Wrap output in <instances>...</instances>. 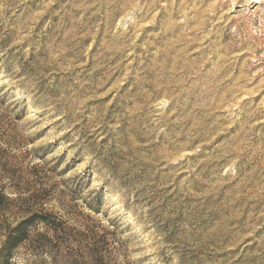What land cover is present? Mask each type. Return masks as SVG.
Returning <instances> with one entry per match:
<instances>
[{
    "label": "clouds",
    "instance_id": "clouds-1",
    "mask_svg": "<svg viewBox=\"0 0 264 264\" xmlns=\"http://www.w3.org/2000/svg\"><path fill=\"white\" fill-rule=\"evenodd\" d=\"M0 88V264H264V0H0Z\"/></svg>",
    "mask_w": 264,
    "mask_h": 264
},
{
    "label": "rangeland",
    "instance_id": "rangeland-1",
    "mask_svg": "<svg viewBox=\"0 0 264 264\" xmlns=\"http://www.w3.org/2000/svg\"><path fill=\"white\" fill-rule=\"evenodd\" d=\"M9 91H11V89H9ZM0 92L3 93V95H0V107H3L4 105L8 104V92H4L3 88H0ZM8 107H11V105H8Z\"/></svg>",
    "mask_w": 264,
    "mask_h": 264
}]
</instances>
